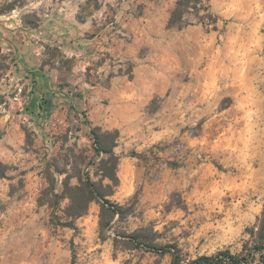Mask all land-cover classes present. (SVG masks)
Listing matches in <instances>:
<instances>
[{
  "label": "rangeland",
  "instance_id": "rangeland-1",
  "mask_svg": "<svg viewBox=\"0 0 264 264\" xmlns=\"http://www.w3.org/2000/svg\"><path fill=\"white\" fill-rule=\"evenodd\" d=\"M175 1L0 0V264H170L129 241L141 227L184 260L251 252L264 208V0H203L215 28L193 13L168 27ZM95 126L118 131L109 199L133 208L103 237L95 201L72 226L51 219L69 220L66 198L38 204L48 168L58 193L63 170L97 179ZM249 258L264 264V249Z\"/></svg>",
  "mask_w": 264,
  "mask_h": 264
},
{
  "label": "trees",
  "instance_id": "trees-1",
  "mask_svg": "<svg viewBox=\"0 0 264 264\" xmlns=\"http://www.w3.org/2000/svg\"><path fill=\"white\" fill-rule=\"evenodd\" d=\"M186 13H193L202 24H213L215 28L217 17L210 12L209 5L204 4L203 0H176L169 12L168 27L180 28L188 24L184 20ZM90 132L94 151L100 155L99 160L95 162L92 172L97 179H92L88 172L82 173L80 168H74V172L72 173L63 170L61 173H65V176L62 180V191L58 193L55 191L54 176L48 168L46 173L47 185L38 197V204H47L52 209H55L59 207L60 201L66 198L67 204L62 209V212L69 220L60 222L55 213H52L51 219L58 224L72 226V220L85 214L90 202L95 201L100 207L99 232L103 237L106 230L112 227V220L115 216L118 219L125 218L132 213L133 208L129 205L124 206L111 202L109 199L119 182L116 173L119 157L114 152L119 135L118 131H103L95 126L90 128ZM7 168V164L0 162V177H4V172ZM72 177H75L77 180L75 184H71L70 182ZM250 235L252 237V247L251 252L248 254L235 255L225 250L213 255H198L188 260L182 258L177 245H160L156 243L154 241L155 233L149 227L133 230L127 234V237L136 246L142 245L155 251L169 253L171 257L170 264H244L247 263L248 257H250L249 259L254 258V251L261 253L264 249V208L256 219L255 227L250 230Z\"/></svg>",
  "mask_w": 264,
  "mask_h": 264
}]
</instances>
